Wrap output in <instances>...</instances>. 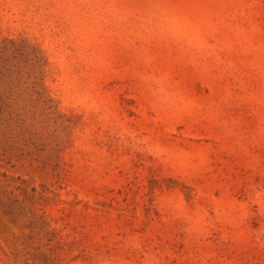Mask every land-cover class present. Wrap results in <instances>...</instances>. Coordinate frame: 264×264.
<instances>
[{
	"label": "rangeland",
	"instance_id": "1",
	"mask_svg": "<svg viewBox=\"0 0 264 264\" xmlns=\"http://www.w3.org/2000/svg\"><path fill=\"white\" fill-rule=\"evenodd\" d=\"M0 264H264V0H0Z\"/></svg>",
	"mask_w": 264,
	"mask_h": 264
}]
</instances>
